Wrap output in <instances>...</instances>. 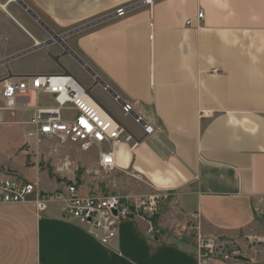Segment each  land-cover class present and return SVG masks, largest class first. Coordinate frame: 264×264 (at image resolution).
<instances>
[{
    "label": "crops",
    "instance_id": "obj_1",
    "mask_svg": "<svg viewBox=\"0 0 264 264\" xmlns=\"http://www.w3.org/2000/svg\"><path fill=\"white\" fill-rule=\"evenodd\" d=\"M63 73L119 122L122 139L138 143L106 147L109 173L89 150L79 194L169 198L153 235L135 217L107 247L62 220L59 203L39 216L30 204L0 205V264H264V249L237 255L247 261L225 254L200 263L187 231L264 238V0H0V81ZM37 104L54 105L38 94L27 107L0 108V168L40 185L39 170L29 179L15 164L37 147L26 136ZM94 169L103 174L95 182Z\"/></svg>",
    "mask_w": 264,
    "mask_h": 264
},
{
    "label": "built area",
    "instance_id": "obj_2",
    "mask_svg": "<svg viewBox=\"0 0 264 264\" xmlns=\"http://www.w3.org/2000/svg\"><path fill=\"white\" fill-rule=\"evenodd\" d=\"M149 2V0H146ZM117 16L123 15V9L116 11ZM196 28L200 27L204 13L198 11L195 15ZM185 27H192V20L185 21ZM214 72H220L215 69ZM44 94L52 98L53 106L45 108L37 104L28 125L32 128L27 132L28 139L35 141L36 146L44 141L55 144L76 145L81 151L98 149L97 171L109 173L114 169V156L106 147L123 143L130 144L134 150L138 143L126 135L119 122L107 111L102 109L90 97L89 91L72 75H37L19 78L15 82L0 81V101L3 109L14 111L19 106L27 107L33 95ZM18 99L25 103L17 104ZM63 109H68L64 112ZM121 111L130 116L132 106L123 103ZM204 113H200L203 116ZM134 121L141 125L143 134L149 135L153 128L145 124L140 117ZM54 150V149H53ZM169 198L167 193L155 192L131 201L117 195L79 194L76 182L65 184L60 182V188L54 191H44L39 182L28 180L16 172L0 168V205L30 204L37 216L43 214L48 205L61 204V219L86 227L96 240L104 247L117 236L118 225L135 217L144 219L148 235L155 233L156 219L161 206ZM197 238L198 261H212L221 255L214 240Z\"/></svg>",
    "mask_w": 264,
    "mask_h": 264
},
{
    "label": "rangeland",
    "instance_id": "obj_3",
    "mask_svg": "<svg viewBox=\"0 0 264 264\" xmlns=\"http://www.w3.org/2000/svg\"><path fill=\"white\" fill-rule=\"evenodd\" d=\"M41 103H44V101H41ZM0 108H3L1 101ZM54 144L44 141L39 147L32 148L30 152L27 147H24V150L27 149L29 153L25 154V156H20L15 164L18 168L26 170L29 179L35 176V170H39L40 186L45 190H51L55 183L60 182L68 184L75 181L80 184L81 176L87 169L85 166L92 162L95 153L93 151L83 153L76 145ZM6 169L11 170V168ZM11 171L18 174L16 169H12ZM90 175L96 178L93 179L94 182L98 180V177L103 176L102 173L97 172L95 169ZM187 229L189 233L188 237L194 238L196 242L198 236L202 239H211L200 235L198 229L194 227ZM213 240L222 256L225 254L237 256L252 249L257 251L258 249H264V238H252V235L244 233H239L235 237H219Z\"/></svg>",
    "mask_w": 264,
    "mask_h": 264
},
{
    "label": "water",
    "instance_id": "obj_4",
    "mask_svg": "<svg viewBox=\"0 0 264 264\" xmlns=\"http://www.w3.org/2000/svg\"><path fill=\"white\" fill-rule=\"evenodd\" d=\"M236 260H239V261H247L243 256H237L236 257Z\"/></svg>",
    "mask_w": 264,
    "mask_h": 264
},
{
    "label": "trees",
    "instance_id": "obj_5",
    "mask_svg": "<svg viewBox=\"0 0 264 264\" xmlns=\"http://www.w3.org/2000/svg\"><path fill=\"white\" fill-rule=\"evenodd\" d=\"M157 220V219H156ZM263 223V226H264V222H262Z\"/></svg>",
    "mask_w": 264,
    "mask_h": 264
},
{
    "label": "bare ground",
    "instance_id": "obj_6",
    "mask_svg": "<svg viewBox=\"0 0 264 264\" xmlns=\"http://www.w3.org/2000/svg\"><path fill=\"white\" fill-rule=\"evenodd\" d=\"M65 166H67V165H65Z\"/></svg>",
    "mask_w": 264,
    "mask_h": 264
}]
</instances>
